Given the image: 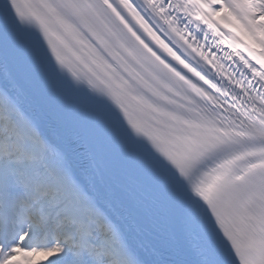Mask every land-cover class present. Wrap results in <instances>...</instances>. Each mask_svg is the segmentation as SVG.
<instances>
[{
    "label": "snow or ice",
    "instance_id": "6c2138e0",
    "mask_svg": "<svg viewBox=\"0 0 264 264\" xmlns=\"http://www.w3.org/2000/svg\"><path fill=\"white\" fill-rule=\"evenodd\" d=\"M0 264H264V0H0Z\"/></svg>",
    "mask_w": 264,
    "mask_h": 264
}]
</instances>
